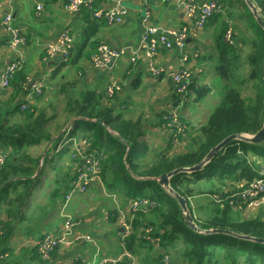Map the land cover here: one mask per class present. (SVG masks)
Returning <instances> with one entry per match:
<instances>
[{
  "label": "trees",
  "instance_id": "obj_1",
  "mask_svg": "<svg viewBox=\"0 0 264 264\" xmlns=\"http://www.w3.org/2000/svg\"><path fill=\"white\" fill-rule=\"evenodd\" d=\"M97 1L95 7H98ZM217 1L220 8L211 18L217 22L212 41L220 52L216 71L225 81L220 101L206 121L197 127L196 134L189 138H185L189 125H185L183 117L178 115V120L183 122L184 132H178L168 125L169 141L154 160L153 144L144 138L147 124L144 115L127 117L126 111L112 101L118 92L110 96L107 88L104 92L96 88L85 89L76 80L65 78L53 87L52 94L44 89L42 94L36 95L35 102L27 103L16 98L26 91L30 82L29 68L24 65L13 74L8 98L0 99V154L4 155L3 162H0V264L16 262L14 254L17 245L11 240L15 232L23 228L18 222L31 217L27 207L33 190L42 184L46 172L61 171V161L70 148L59 149V143L66 136L78 135L80 128H84L81 137H86L92 151L101 157V179L111 198L108 205L115 208L110 211V218L115 219L118 206L128 211L126 222L130 230L124 236V244L132 254L136 255L138 249L149 242L150 250L156 243L165 250L155 254L154 259L160 262L164 253L175 249L181 250L184 264H264V243L238 239L225 233L206 234L191 228L177 198L157 179L176 168L203 162L211 149L229 135H254L264 124V29L257 24L245 0ZM251 1L264 18V0ZM243 19L248 20L247 33H243ZM229 29H232L234 44L226 40ZM95 34V20L89 19L88 26L83 30L82 46H94L91 60L101 45H97L93 39ZM244 44L251 47L246 55ZM77 59V56L68 54L67 59H63L52 72V78L57 76L61 66H76ZM245 88H252L253 99H245L242 92ZM187 90L195 93L196 101H201L210 93L211 86L190 81ZM187 92L178 94L177 104ZM58 103H61L64 115L61 117L64 120L56 125L57 135L63 129L65 132L60 140L51 144L43 158L39 176L33 178L42 154L31 155L30 149L47 144L56 136L49 128L58 119ZM71 121L73 129L67 133V125ZM148 154L151 156L148 157ZM257 158L264 162V140L259 143L233 140L216 153L202 170L176 174L171 177L170 185L187 199L188 209L200 227L221 228L264 238V216L243 218L232 215L233 205L229 203L230 197L241 191L240 184L247 185L256 179H264L253 160ZM74 162V158L70 159L71 167L65 177L61 178L59 174L55 176L57 186L47 196V203L51 207L56 206L57 202L60 205L64 203L74 178ZM206 186L210 188L202 191L211 193V196L217 194L224 200L220 203L213 200L203 205L205 211L199 216L190 198L196 195L193 194L195 189ZM136 200L141 202L136 209H132L131 205ZM143 200L148 203H143ZM44 206L38 203L36 208L41 207L46 211ZM36 210L33 209L32 215L37 213ZM36 233L40 235L39 231ZM45 234H41L40 240ZM178 241L182 242L180 247L176 244ZM38 248L39 244L29 251L30 247L21 245V249L31 252L27 264L45 263ZM143 256L150 258L147 252ZM128 260L125 258L120 264H129ZM142 264L149 263L144 261Z\"/></svg>",
  "mask_w": 264,
  "mask_h": 264
},
{
  "label": "crops",
  "instance_id": "obj_2",
  "mask_svg": "<svg viewBox=\"0 0 264 264\" xmlns=\"http://www.w3.org/2000/svg\"><path fill=\"white\" fill-rule=\"evenodd\" d=\"M206 1L195 0L198 10L189 17L186 5L180 4L179 0H98L99 8L110 9L121 4L128 9V14L122 23L111 24L105 19L95 18L85 5L76 12L67 10L68 0H0V76L5 68L22 54L23 66L29 68L30 82L39 81L40 73H48L41 82L51 94L53 87L58 86L65 78L76 80L79 86L85 89L96 88L103 92L109 82L117 80L121 90L112 101L115 105L121 106L129 115H144L147 122L144 138L153 144L155 151L152 160H154L169 141L168 133L162 128V122L169 124L167 115L173 112L178 113L175 109L184 105V100L186 96L189 97L190 93L187 92L182 96L183 99L177 104L180 92L177 91L173 74L187 69L190 81L197 82L199 85L211 86L210 82L206 83L205 79L200 78L203 77L207 65L215 59V54L220 52L212 41V35L217 31V22L210 18L202 27L197 25L199 7ZM38 4L42 5L41 9L37 8ZM7 13L12 15L13 26L20 29L24 38V44L18 48L11 45L12 35L3 24ZM89 19L95 20L96 34L93 39L97 45L107 44L119 53L118 57L107 67H94L91 62V55L95 51L94 46L90 44L82 46L83 30L88 26ZM149 25L158 27L162 32L185 28L188 35L186 45L184 47L173 45L167 48L163 43H159L155 54L148 57L144 35ZM64 32H69L74 36V44L69 54L78 57L76 66L79 70L61 75L63 67L68 66L64 65L61 66L57 76L52 78V72L60 66L64 58L47 54L46 44L54 42ZM157 36L155 35V38ZM134 51L137 52V57L132 60ZM44 52L46 55L41 57ZM184 55H188V60L183 61ZM57 77L60 79L57 80ZM28 89L30 90L31 87L27 86L26 91L20 93L18 98L27 103H33V101L28 102V97L31 96ZM30 91L33 95H37L34 91V93ZM194 95L195 93L191 92V96L194 97ZM7 98L8 89L5 92L0 91V99ZM68 126L71 130L73 129L72 122ZM81 136L83 135L73 136L75 137L73 140L67 139L69 136H66L58 148L69 147V152L72 153L76 140ZM88 147L92 149L91 146ZM150 156L151 154H148V157ZM74 159L72 170L76 172L81 160L77 157ZM50 174L51 172L46 176L50 177ZM43 185L44 183L33 190L27 207L29 209L33 204V208L29 209L28 213L32 215L34 208L37 209V213L29 219L25 218L23 222H18V225L23 228L17 230L11 240L17 245L14 254L16 262L13 264H27L28 255L31 252L21 249V245L30 247L29 251H31L39 244L41 234H59L63 230L67 215L74 217L77 223L74 230L90 234L93 241H76L72 244L61 245L53 250V256L52 252L50 258L44 259L43 264H97L103 259L118 257L126 252L132 254L124 244L122 226V221L127 218L128 211L118 206L115 219L110 218V211L115 208L108 205L111 198L107 194L102 179L92 181L86 191L73 194L67 203L64 201L61 209V206H58L60 202H57L54 207H51L49 202L47 203L48 194H45L47 188H43ZM74 195L82 198L83 201L76 205L70 204ZM97 195L105 198L106 202L98 201ZM45 197L46 211H43L41 207L36 208L38 203L43 204ZM112 199L114 200L115 197ZM258 215L264 216V208L258 209ZM36 231H39L40 235ZM176 244L180 247L182 242L178 241ZM138 250L136 255L132 254L137 263L142 264L147 261L149 264H163V261L154 259L155 254L165 251L159 247L158 243L154 244L153 250H150L149 242ZM146 252L150 258L143 256ZM168 253L172 257V264L184 263L180 254L181 250L171 249L166 254Z\"/></svg>",
  "mask_w": 264,
  "mask_h": 264
},
{
  "label": "built area",
  "instance_id": "obj_3",
  "mask_svg": "<svg viewBox=\"0 0 264 264\" xmlns=\"http://www.w3.org/2000/svg\"><path fill=\"white\" fill-rule=\"evenodd\" d=\"M180 4H184L187 7V15L189 17L193 16L198 10V5L195 3V0H179ZM96 0H68L66 4V9L71 12H76L80 9L81 6H87L92 15L97 19H105L111 24L122 23L127 14L128 9L121 5L117 4L115 7L110 9H103L95 7ZM38 9L42 8L41 4H38ZM220 8L217 0H207L204 2L198 11V21L197 25L202 27L208 19H210L216 11ZM4 27L11 33L12 40L11 45L15 48L20 47L24 44V38L21 35L20 29L13 26V18L10 13H7L3 19ZM155 35L157 36L155 38ZM188 35L186 29L181 30H170L167 32H162L158 27L154 25H149L146 29L144 35V44L146 45V54L148 57H152L159 43H163L167 48H171L173 45L179 47H184L186 45ZM226 40L230 44H234L235 40L233 37L232 29H229L226 33ZM74 44V36L69 32H64L60 37H58L54 42H48L46 44V51L54 56L59 55L64 59H67L70 48ZM119 53L112 49L107 44H101L99 46V52L92 57V64L94 67H107L112 64V62L118 57ZM137 57V52H133L132 60H135ZM188 60V55H184L183 61ZM23 66L22 54L10 63L0 76V91H5L10 87V79L13 74L21 69ZM189 72L187 69L173 74V79L177 84V91L180 93H185L188 89L190 80L188 78ZM33 89L37 94H42L44 92L45 86L41 81H31L28 85ZM107 93L112 96L116 92L121 90V86L117 80H112L107 85ZM168 119L178 120V113L173 112L172 115L167 117ZM71 131V128L67 127V133ZM67 139L73 140L75 137L70 136ZM88 146H91V143L86 137H81L76 140L72 153L81 160L80 166L75 172L74 178L71 181V187L69 192L65 196L66 203L71 199L72 195L78 191H86L88 185L97 179H101V157L96 151ZM84 149H83V148ZM4 155L0 154V162H3ZM261 174L264 175V170H261ZM242 188L240 192L236 195H232L229 199V203L237 207H247L249 209L253 208H264V179H256L250 184L245 185L244 183L240 184ZM228 198H225V200ZM216 202L220 203L224 200L221 196H215L214 199ZM141 201H133L132 209H136ZM143 203L147 204L148 201L143 200ZM76 221H73L70 216H66L63 230L56 235L50 233L45 234V236L40 240L39 247L43 254L44 259L51 257V252L61 245L72 244L76 241L81 242H92L93 238L90 234H84L79 231L74 230ZM122 226L124 228L126 236L130 230V225L126 222V218L122 221ZM125 258H129V264H138L134 259V256L131 253H123L118 257L106 258L101 260L97 264H120L121 261ZM172 257L169 254H165L163 258V264H172ZM184 264V263H181Z\"/></svg>",
  "mask_w": 264,
  "mask_h": 264
},
{
  "label": "rangeland",
  "instance_id": "obj_4",
  "mask_svg": "<svg viewBox=\"0 0 264 264\" xmlns=\"http://www.w3.org/2000/svg\"><path fill=\"white\" fill-rule=\"evenodd\" d=\"M233 19V18H231ZM242 25H243V33H247L246 29L248 28V20L247 19H243L242 21ZM244 48V54L246 55L247 52L251 49V47L249 46V44H244L243 45ZM89 52V51H88ZM219 59V54H215V59L212 60L208 65H207V69L205 70V72L203 73V77H201L200 79H205L206 83L210 82L211 83V91L210 93L204 98L201 99V101H196L195 97L191 96V92L189 93V97L186 96V99L184 100V105H180L177 107V109H175L176 111H178V115L183 117V119L185 120V125L187 123V125H189V130L186 132L185 134V138H189L193 135L196 134V129L199 125H201L204 121H206L209 113L212 111V109L216 106V104L219 103L220 98H221V91L223 88V85L225 84V81L222 80L216 71V63L218 62ZM248 70L249 65L247 66ZM72 68V69H71ZM79 67L70 64L68 66H64L63 67V71L61 73V75H66V73L71 72V71H78ZM247 70V69H246ZM245 72V71H244ZM243 73V72H242ZM48 73H40V77H39V81H42L44 79V76L47 75ZM60 77H57V80H59ZM32 90V89H30ZM28 89V91L30 92V97H28V102H34L35 99H37L36 95H33ZM188 91V90H187ZM33 92V90H32ZM45 92H48L47 87L45 86ZM243 95L246 97L247 101L251 100L254 98V92L252 90V88L248 89L245 88L244 90H242ZM22 93V92H21ZM34 93V92H33ZM19 96V95H18ZM188 97V98H187ZM16 100H19V98L17 97ZM61 103H58V109H59V115H58V119L56 120V122L53 123L52 127L49 128L51 133L53 135L57 136L58 133V127H56L57 123H62L64 118H62L61 116H64L63 113L61 112ZM127 117L133 116L134 118L138 117V116H134V115H126ZM169 121V126H172L174 129H177L178 132L183 133V122L179 121V120H174V119H168ZM168 125L166 124V122H162V128H164L165 132L168 131ZM84 128H82L79 131V136L83 134ZM55 137V136H54ZM179 140V139H177ZM62 141H60L59 144H62ZM50 143L47 142V144H43L40 145L39 147H32L30 149V153L31 155H43V152L45 151V149L47 148L48 144ZM60 146V145H59ZM76 156L73 153H67L64 158L61 161L62 164V169L60 172H56L54 170H50L51 174L50 177H47L46 174L49 173L50 171L46 172L42 183H44L43 188H47V191H45V194H49L50 190L53 187H56L57 184L55 182V176L57 174H59V176L65 177L67 174V171L70 170V159L75 158ZM257 164L258 167L260 168V170H264V162H262L263 159H253ZM75 175V172L73 173ZM46 181V182H45ZM218 186L216 185L215 188H217ZM206 188H210V186H206L202 189H195L193 194H196L194 197L190 198V202L193 206H195L197 208L196 214L197 215H203L205 209L202 208L203 205L212 202L215 199V196L213 198V196H211V193L209 192H204L202 191L203 189ZM217 195V194H216ZM218 196V195H217ZM98 201L101 202H106L105 198H103L102 196L97 195L96 196ZM88 199V198H87ZM82 200V198H77L76 195L73 196L70 204L72 205H76L77 203H80ZM216 202V201H215ZM29 204V203H28ZM46 204V197L43 200V205ZM61 206V205H58ZM45 208L46 205L44 206ZM33 208V204L30 205L29 209ZM62 208V206L60 207V209ZM258 209L260 208H253V209H249L247 207H237V206H232L231 210H232V215L235 216H239V217H249V216H255L258 213ZM59 212V211H58ZM32 216V215H31ZM71 217V216H70ZM71 219L73 221H75L74 217H71ZM39 235V234H38ZM56 249V248H55ZM39 250V248H38ZM40 251V250H39Z\"/></svg>",
  "mask_w": 264,
  "mask_h": 264
},
{
  "label": "water",
  "instance_id": "obj_5",
  "mask_svg": "<svg viewBox=\"0 0 264 264\" xmlns=\"http://www.w3.org/2000/svg\"><path fill=\"white\" fill-rule=\"evenodd\" d=\"M247 6L249 7V9L251 10V12L254 15V18L257 22V24L259 26H261L264 29V18L261 15L258 7L255 5V3L251 0H245ZM29 88V86H28ZM100 122H103L101 119L99 120ZM73 122V121H71ZM65 130L63 129L57 136L53 137L50 140V143L48 144L47 148L45 149V151L43 152V155L41 157V162L40 165L38 167V170L36 171L35 175L33 176V178H37L41 172V167H42V161L43 158L45 156V154L47 153L49 147L51 146V144L56 141V140H60L63 135H64ZM233 140H244L246 142L249 143H259L262 140H264V124L262 126V128L260 129V131L254 135H245V134H232L229 135L228 137H226L223 141H221L218 145H216L215 147H213L211 149V151L208 153V155L206 156L205 160L199 164L190 166V167H179L176 168L170 172L167 173H163L162 175H160L157 179L159 181V183L161 185H163L171 194H173L179 204L181 205V208L183 210V213L185 215V217L187 218V223L191 226V228H193L194 230L198 231V232H202V233H206V234H219V233H225V234H229L234 236L235 238L238 239H244V240H252L255 242H260V243H264V238H255V237H251V236H247V235H242V234H237L234 233L232 231L226 230V229H221V228H210V229H205L200 227L194 220L193 216L191 215L189 209H188V204H187V199L182 196L181 194H179L175 189L172 188V186L170 185V179L171 177H173L176 174L182 173V172H193V171H199L202 170L204 168V166L212 159V157L218 153L223 147H225L228 143H230Z\"/></svg>",
  "mask_w": 264,
  "mask_h": 264
},
{
  "label": "bare ground",
  "instance_id": "obj_6",
  "mask_svg": "<svg viewBox=\"0 0 264 264\" xmlns=\"http://www.w3.org/2000/svg\"><path fill=\"white\" fill-rule=\"evenodd\" d=\"M182 66H183V65H182ZM31 89H32V88H31ZM32 90H33V89H32ZM186 92H187V91H186ZM186 92H185V93H186ZM123 260H124V259H123ZM123 260H122V261H123ZM128 261H130V259H129ZM138 264H139V263H138Z\"/></svg>",
  "mask_w": 264,
  "mask_h": 264
}]
</instances>
